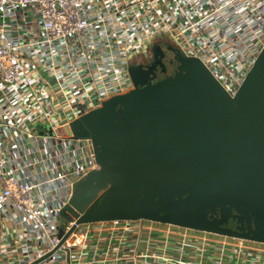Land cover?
<instances>
[{
  "label": "built area",
  "instance_id": "1",
  "mask_svg": "<svg viewBox=\"0 0 264 264\" xmlns=\"http://www.w3.org/2000/svg\"><path fill=\"white\" fill-rule=\"evenodd\" d=\"M160 35L234 95L264 47V0H0V264H264V242L148 219L72 217L60 235L98 167L64 127L133 88Z\"/></svg>",
  "mask_w": 264,
  "mask_h": 264
},
{
  "label": "water",
  "instance_id": "2",
  "mask_svg": "<svg viewBox=\"0 0 264 264\" xmlns=\"http://www.w3.org/2000/svg\"><path fill=\"white\" fill-rule=\"evenodd\" d=\"M153 52L152 66H129L133 88L64 127L92 141L98 167L74 183L60 235L72 217L148 219L264 242V47L234 95L178 48L154 82L166 66Z\"/></svg>",
  "mask_w": 264,
  "mask_h": 264
},
{
  "label": "flooded vegetation",
  "instance_id": "3",
  "mask_svg": "<svg viewBox=\"0 0 264 264\" xmlns=\"http://www.w3.org/2000/svg\"><path fill=\"white\" fill-rule=\"evenodd\" d=\"M156 45L161 46L162 50L164 52H166L165 51L166 46L162 42H158ZM164 47H165V50H164ZM153 51H154V48H153ZM145 55H147V54H145ZM174 56L175 55L172 53H170L166 57L164 56L163 60L165 62L166 70H163V68L159 64H156V67H155L156 78L153 79L154 82L159 80V79L164 78L167 75L173 74L175 72L178 63L175 60ZM153 62H154V54H153L152 58H149V59L144 60L142 62L140 61V64H143L145 66H149V65L152 66ZM237 225H238V222H237V219H235V218H230L229 222L226 224V226L232 227V228H236Z\"/></svg>",
  "mask_w": 264,
  "mask_h": 264
},
{
  "label": "rangeland",
  "instance_id": "4",
  "mask_svg": "<svg viewBox=\"0 0 264 264\" xmlns=\"http://www.w3.org/2000/svg\"><path fill=\"white\" fill-rule=\"evenodd\" d=\"M158 42H162L165 46H166V50H165V47H164V50L167 52H164V56L166 57L167 55H169L170 53L172 54H175V49H177V46L171 41V39L166 36V35H160L156 38V42L153 44V46L151 47V49L147 52V55H138L139 58H141L139 60V62H135V64H140V61H144V60H147L149 58H152L153 57V48L155 46H157L156 44ZM35 127L39 130V131H42L46 134H53V131L51 130L50 126L43 122V121H40L38 123H36Z\"/></svg>",
  "mask_w": 264,
  "mask_h": 264
},
{
  "label": "crops",
  "instance_id": "5",
  "mask_svg": "<svg viewBox=\"0 0 264 264\" xmlns=\"http://www.w3.org/2000/svg\"><path fill=\"white\" fill-rule=\"evenodd\" d=\"M130 236V235H129ZM128 236V240H130L131 238ZM2 255L5 253H1ZM6 255V254H5ZM3 264V263H2ZM4 264H10L9 261L5 262Z\"/></svg>",
  "mask_w": 264,
  "mask_h": 264
}]
</instances>
